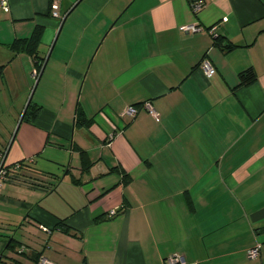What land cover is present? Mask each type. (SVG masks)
<instances>
[{
    "label": "crops",
    "instance_id": "obj_1",
    "mask_svg": "<svg viewBox=\"0 0 264 264\" xmlns=\"http://www.w3.org/2000/svg\"><path fill=\"white\" fill-rule=\"evenodd\" d=\"M5 1L0 137L16 124L8 97L24 109L37 79L33 56L9 45L36 36L45 66L38 111L0 153L26 165L12 195L0 189V262L264 264V0ZM249 67L256 80L236 86Z\"/></svg>",
    "mask_w": 264,
    "mask_h": 264
},
{
    "label": "trees",
    "instance_id": "obj_2",
    "mask_svg": "<svg viewBox=\"0 0 264 264\" xmlns=\"http://www.w3.org/2000/svg\"><path fill=\"white\" fill-rule=\"evenodd\" d=\"M213 40H217L215 42L216 44L219 43V41H220L219 34H218V36L213 38ZM37 42H38V40L35 36V37H31V38L16 39L9 45L10 48L15 52L23 51V52H27L33 56V60H34L33 64L36 68V77L38 76V73L40 72V70L43 66V61H44V58H40L37 54ZM231 48H232L231 46L225 45L224 49L230 50ZM3 69H4V65L0 64V76L3 73ZM256 78H257V76H256L254 69L251 67L246 68V69L238 72V84L236 86L248 85V84L254 82L256 80ZM38 109H39V107H37L35 105V103H33L31 101L30 104L28 105L25 113H24L23 121H29L30 118H32L34 116V114H36ZM89 122H90V120L87 118H84L83 115L81 114V112L79 110H77L76 123L79 125L88 126ZM79 152H80L81 169L83 172H87L91 166V161L89 160V158H88V156L84 150H80ZM15 165H18V167L15 168ZM2 167L5 170L4 176L8 175L9 171H13L15 178L17 180H19L18 175H20L21 171L25 169L26 165L23 163L22 160H20V161L11 163V164H4L3 163ZM114 170L122 176L124 181H127L128 174L124 173L122 170H120L118 168H114ZM123 209H124L123 207L118 208L116 210L115 215H118L119 213H121L123 211ZM57 226L59 227V229H62L64 231L69 230V227L66 225L64 219H60V221L57 223ZM14 242H16L14 237L7 236V239H6L7 247H6V249L12 248V249H14V251L17 252V250L15 249L16 247L14 245ZM20 251H22V250H20ZM40 257H41V255H37V257L35 259L36 264H37L38 259Z\"/></svg>",
    "mask_w": 264,
    "mask_h": 264
},
{
    "label": "built area",
    "instance_id": "obj_3",
    "mask_svg": "<svg viewBox=\"0 0 264 264\" xmlns=\"http://www.w3.org/2000/svg\"><path fill=\"white\" fill-rule=\"evenodd\" d=\"M0 4L4 7L5 10H7V2L5 0H0ZM198 7V5H194V8L196 9ZM53 8V16L54 17H59V14L57 12V5L53 4L52 5ZM180 30L183 31H197L200 29L199 26L197 25H181L179 27ZM208 32L210 33L211 36H213V38H215L216 36H218L217 31H216V25L211 26L208 29ZM201 68L203 69L204 73L207 76H211L214 73V67L207 61V60H203L201 61L200 64ZM34 75H36V71H34ZM143 106L145 108V110L148 111L149 114H151L153 117H157V113L156 111L152 108L151 104L149 102H144ZM137 113V108L135 106L129 105L127 107H125V109L123 110V114L128 115L130 117H134ZM18 165H15V168H17ZM14 168V169H15ZM5 170L4 168L1 166L0 167V176H4ZM116 210L117 209H110L107 213V215L109 217H112L116 214ZM44 230H47L46 228H43ZM259 248H260V244H256L255 246L251 247L250 249L247 250V255L250 259H254L257 258L259 255ZM37 264H53L49 259H47L46 257H40L38 259ZM163 264H184V261L182 260V257L180 255H172V256H168L163 260Z\"/></svg>",
    "mask_w": 264,
    "mask_h": 264
},
{
    "label": "rangeland",
    "instance_id": "obj_4",
    "mask_svg": "<svg viewBox=\"0 0 264 264\" xmlns=\"http://www.w3.org/2000/svg\"><path fill=\"white\" fill-rule=\"evenodd\" d=\"M1 65H4V69L6 68L5 64H1ZM34 83H35V81L32 83V87L34 86ZM37 86H38V84L36 85V88H37ZM36 88H35V90L33 92V95H32V100L31 101L33 103H35L37 101V96H38L39 90H40V87L37 88L38 90H36ZM30 90L27 91V93H26L27 94L26 95L27 97H24V98H26V100H27V98L30 95V92H31ZM11 92H13V91H11ZM9 98L10 97H8V99H7L8 100L7 105H9V103H11V105L14 106L15 109L10 110L8 114L10 116H14V118L16 120V124L14 125V127H11V129L8 128V130L3 131V135L4 136L0 137V153L3 152L4 150H6L7 147L9 146L10 142L12 141V139L14 137V134L16 132L15 129H16V125L18 123V119L20 118V116H21L20 114H21L22 109H23V107L21 109V106L23 104L21 102H23V101H21V100H18L17 101V98H16V99H13L12 102H11V100ZM25 103H26V101L24 102V105H25ZM15 104H16V107H15ZM4 105H5V103H4ZM4 110H5V112L8 111V109H4ZM7 118H8V121H10V119H9L10 117H7ZM1 160H2V158L0 159V163H1ZM15 182H19V181L15 178V175H14V172L13 171H9L8 175H6V176H2V177L0 176V189L3 186L2 187V190H1L2 194H4V195L5 194L12 195L9 192V189L11 187L10 185H12ZM6 186H9V187L7 189H4ZM0 264H4V263L3 262H0Z\"/></svg>",
    "mask_w": 264,
    "mask_h": 264
},
{
    "label": "water",
    "instance_id": "obj_5",
    "mask_svg": "<svg viewBox=\"0 0 264 264\" xmlns=\"http://www.w3.org/2000/svg\"><path fill=\"white\" fill-rule=\"evenodd\" d=\"M44 66H45V61H44V63H43V66H42L40 72L38 73V76H37V79H36V81H35V83H34V86L32 87L31 93H30V95H29V97H28V99H27V102H26V104H25V107H24V109H23V111H22V113H21V116H20V118H19V120H18V123H17V125H16V129H17V127L19 126V124L21 123V121H22V119H23V116H24V113H25V111H26L28 105H29L30 102H31L33 92H34V90H35V88H36V85H37V82H38V80H39V77H40L41 74H42V71H43ZM16 129H15V130H16ZM3 162H4V161L2 160L1 163H0V167L2 166Z\"/></svg>",
    "mask_w": 264,
    "mask_h": 264
}]
</instances>
